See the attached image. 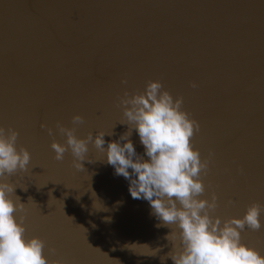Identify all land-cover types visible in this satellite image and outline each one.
Segmentation results:
<instances>
[{
	"label": "water",
	"instance_id": "obj_1",
	"mask_svg": "<svg viewBox=\"0 0 264 264\" xmlns=\"http://www.w3.org/2000/svg\"><path fill=\"white\" fill-rule=\"evenodd\" d=\"M149 80L182 96L200 124L192 143L202 159L213 153L202 179L205 198L218 196L216 215L264 205V0H0V126L18 131L17 148L31 153L29 171L9 177L10 195L26 205L25 237L43 239L49 259L173 264L160 259L170 229L131 197L106 155L89 144L78 171L70 152L54 159L52 141L66 138L40 127H72L79 114L77 136L112 132L106 148L128 130L118 96ZM130 139L148 159L135 130ZM242 242L264 255V227L246 229Z\"/></svg>",
	"mask_w": 264,
	"mask_h": 264
},
{
	"label": "clouds",
	"instance_id": "obj_2",
	"mask_svg": "<svg viewBox=\"0 0 264 264\" xmlns=\"http://www.w3.org/2000/svg\"><path fill=\"white\" fill-rule=\"evenodd\" d=\"M121 83L127 84V80ZM191 87L197 84L192 82ZM183 104V97H173L159 80H149L142 92L125 90L118 96L116 106L123 116L118 123L128 125V130L119 140L107 142L106 148L104 137L112 132L93 135L89 131L82 138L77 136V126L84 123L79 114L72 117V127L60 122L56 123L55 132L46 124L40 127L49 136L58 132L66 138L64 143L52 141L55 160L63 161L65 153L70 152L72 166L84 171L82 161L92 144L106 155L115 175L129 181L131 197L148 201L153 215L161 222L157 227L170 229L165 239L171 250L160 257L161 261L170 258L173 264H264V255L242 242L246 229L258 232L264 227V205L251 203L240 218L222 219L216 215L220 206L218 196L213 191L210 199L205 198L202 179L209 171L213 153L202 159L199 149L193 147L192 138L199 133L200 124L184 110ZM133 130L138 133L148 159L137 154L130 139ZM18 136L11 126H0V264H64L62 259L45 256L43 239L25 237L26 205L20 203L19 197L12 199L10 194H14L16 185L9 182V177L27 173L31 162V153L23 146L17 148ZM234 203L228 201L229 205ZM17 212L21 213L19 221ZM160 250H153L152 255ZM49 253L55 255L56 250L49 248Z\"/></svg>",
	"mask_w": 264,
	"mask_h": 264
}]
</instances>
